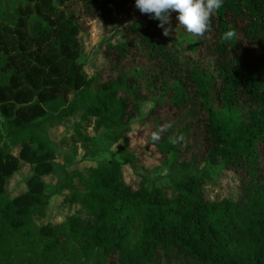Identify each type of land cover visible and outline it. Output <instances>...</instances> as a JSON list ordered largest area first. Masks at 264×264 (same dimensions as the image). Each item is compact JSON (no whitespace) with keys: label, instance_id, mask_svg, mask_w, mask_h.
<instances>
[{"label":"trees","instance_id":"trees-1","mask_svg":"<svg viewBox=\"0 0 264 264\" xmlns=\"http://www.w3.org/2000/svg\"><path fill=\"white\" fill-rule=\"evenodd\" d=\"M77 1L112 28L116 0H0V264H264V0H223L203 36L173 12L165 37L144 14L105 42L90 75L69 9ZM145 102L160 114L153 142L164 170L133 185L121 166L142 165L128 134ZM74 114L62 142L122 140V160L55 161L50 130ZM90 122L101 135L86 132ZM26 164V188L11 195ZM225 169L239 173L238 194L211 199L204 186ZM45 174L57 175L52 190ZM55 193L78 209L39 223Z\"/></svg>","mask_w":264,"mask_h":264},{"label":"rangeland","instance_id":"rangeland-1","mask_svg":"<svg viewBox=\"0 0 264 264\" xmlns=\"http://www.w3.org/2000/svg\"><path fill=\"white\" fill-rule=\"evenodd\" d=\"M70 10H73L78 16L81 24L80 39L83 43L84 50L82 58L85 62V69L90 75L96 68L104 64L103 49L106 41L117 42L123 38L124 28L138 19H144L142 14L135 5L123 6L119 0L113 2L112 15L114 22L110 30H104L103 19L100 16L90 15L83 12L84 8L80 2L70 4ZM152 107L151 102H145L141 105V115L132 121V131L129 132V147L131 152L135 154L137 159L142 164L139 167L132 168L129 164H122L121 177L128 183L138 185L140 181L139 173L148 170L151 175H155L164 170L160 161V153L157 151L153 142V134H157V126L154 122V116L159 117V112L151 115L149 109ZM79 119V114H74L69 120L63 121L54 126L50 130V137L55 142V161L64 162L68 168L82 169L89 164L99 165L105 164L110 166L111 158L122 160V152L120 150L124 143L119 140L116 143H105V141H78V142H62L65 137H68L73 130V123ZM162 123V122H160ZM5 128L3 117L0 114V130ZM86 132L91 137H98L102 130L93 128L92 123L87 124ZM95 144L99 147L96 153L91 154V149H94ZM76 148V156L72 160H68L64 156L66 150ZM11 151L18 155L19 148L11 146ZM22 161V160H21ZM26 163V162H22ZM212 168L217 169L216 162H212ZM217 171V170H215ZM32 173V170L26 165H23L14 173L13 178L8 183V190L11 195H15L26 188L25 178ZM43 179L47 183L48 189L52 190L56 182L57 175L45 174ZM207 195L211 199H220L222 197L236 198L239 191V173L232 170H223L218 178H209L204 186ZM79 204H66L62 202L60 194H52L45 215L38 219L39 223H56L63 221L65 217L75 210ZM181 264H192L184 262Z\"/></svg>","mask_w":264,"mask_h":264},{"label":"clouds","instance_id":"clouds-1","mask_svg":"<svg viewBox=\"0 0 264 264\" xmlns=\"http://www.w3.org/2000/svg\"><path fill=\"white\" fill-rule=\"evenodd\" d=\"M223 0H135L142 14L159 21L165 37L172 35L171 16L178 13V24L189 33L203 36L211 30L212 17L221 8ZM157 138V134H153ZM174 142V141H173Z\"/></svg>","mask_w":264,"mask_h":264}]
</instances>
